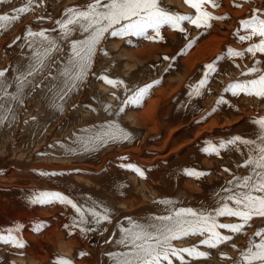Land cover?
<instances>
[{
  "label": "rangeland",
  "instance_id": "1",
  "mask_svg": "<svg viewBox=\"0 0 264 264\" xmlns=\"http://www.w3.org/2000/svg\"><path fill=\"white\" fill-rule=\"evenodd\" d=\"M25 2L26 0H12L11 3L0 4V14H12L13 9L23 7ZM85 3L86 0H37L31 10L26 14H21L20 19L13 23L10 28L0 31V71H4L5 76L9 75L7 78L13 80H16L17 75L25 73L23 68H16L15 63L19 57L24 56V59L29 60V57L34 54L29 45L32 37L28 36L26 29L40 31L58 28V25L54 22L62 18V14L67 8L81 6ZM215 3L219 7L213 8L211 4H206L203 6V10L213 16L225 17L226 19L210 21V28H196L185 21L181 25L185 32L172 30L168 26H164L160 32L162 39L157 38L148 41L135 36L119 38L106 35L94 56L92 70L90 69L88 73L91 76L87 75L86 82L80 84L81 87L79 85L78 90L75 89L77 91L73 90L65 97L70 101L69 103L67 99L62 101L59 99L60 103L58 102V105H64L63 107L67 108L66 110L62 108L61 112L59 111L60 113L58 111L54 113L56 111L53 108H51L52 112L50 108V111L45 109L42 100H38L39 103L34 102L37 100L33 97H35V92L45 83V80L47 81L54 73L59 63H64L68 58L70 53L69 42H60L61 50L59 53L53 54L51 67L46 69L39 77L35 76L36 81L31 77L29 78L32 79L30 80L31 85L28 84L29 86L26 85L23 89L25 91L28 88L27 91L23 92V94H26H22L24 98L20 96V99L23 98L21 99L23 104L19 100L17 122H12L14 125L11 123L10 128H7L9 124L3 123L0 125V235L7 237L9 231H11L12 236L22 241L24 245L23 247H16L12 243H0V253L2 252L0 254V264H54L57 258L70 260L72 264H113L109 253L123 250L117 244V241L121 236L120 229L130 227V220L143 223L158 216L168 215L173 209L179 208L210 211L217 206L216 193L221 192L224 187L230 186L229 181L233 179L235 174L241 176L246 174L245 168H237V165L244 163V156L241 155V151L247 152V148L244 146L240 145V151H237L236 146L226 144V147L220 150L219 155L208 154L204 149L209 144L226 143L236 136L242 138L255 137L257 126L252 121L264 118V99L246 95L239 90L236 95H231L232 92L225 91L233 83H243L256 78L259 74L242 75L255 65L256 60L260 61L259 68L261 72H264V54L257 53L255 57H252L251 54L246 52L251 43L258 42L259 38L254 37L253 41L245 42L238 39L239 35L248 34L239 25V21L250 19L254 9L264 12V0H251V2H245V0H215ZM162 5L176 14L196 15L195 10L186 4L185 0H162ZM260 18L264 19V16H260ZM168 33L173 36L172 39ZM48 34L59 39L57 32L49 31ZM149 35H154V33L150 30ZM78 38L81 37L76 34L71 39ZM207 40H212L210 47H216L217 49L203 47ZM112 45L115 46L114 50H110ZM150 45L170 47L172 51L162 55L156 54V58L150 62H146L145 57H143V61H140L142 58L140 56H134V60L126 56L130 52L140 54L144 51L142 49ZM202 47L205 48L204 52L209 51L206 59L188 70L183 62L185 61L188 64L189 60L187 59L201 50ZM229 48L236 52H244L245 56L243 58L231 57L228 53ZM104 49L105 51H103ZM120 51L124 54V61L126 59L127 64L132 61V65L137 66H132L133 68H141L143 65L153 71L150 77L147 76L141 84L135 86L136 88L133 87L130 94L133 95L135 90L147 85H153V87L149 89L138 105L129 104L126 108L125 112L130 116V119H128V132L123 128H119L125 131L128 137L117 140L108 139L105 144L97 146L96 143H89V139L92 140L95 136L92 134H96L95 137H97V133L101 129H103V133L108 130L106 125L104 124V127L102 124L109 118L106 114H103L104 110L97 98H90L94 89L92 82L94 78L97 82L99 77L108 74L106 70L111 66L113 68L115 63L113 60ZM165 57L168 59H165ZM29 63L32 62H26L25 65ZM98 64H101V66L99 67ZM209 65H213L211 70L208 68ZM104 67L107 69H104ZM113 69L111 70L113 71ZM112 71L110 74H112ZM115 77L117 80L114 79ZM113 79L119 81L118 76H113ZM99 81L102 80L99 79ZM202 81L204 82L203 86L199 87ZM13 82L10 85H14ZM174 83L177 84L174 85ZM38 85H40L39 88ZM167 86L169 87L167 88ZM170 86L172 87L170 88ZM117 90L121 92L119 95L126 94L124 90L122 91L121 86ZM159 90H167L168 92H166L170 93L166 96L160 97L159 94L156 96ZM171 90H176V93L171 95ZM130 94H127V96H131ZM71 97L72 99H70ZM164 97L166 100H163ZM157 100L160 105L157 104ZM221 100L223 103L220 102ZM159 101H162V103ZM96 102L98 104L92 108ZM35 103L40 105H35ZM157 105L160 108L164 107V109L162 108L163 112L160 111L161 113L157 112L159 114L156 115V122L158 121V124H161L163 129L166 128V130H162L160 134H157V124L153 131L150 127L145 128L134 124L135 121L132 115L152 112L157 109ZM94 108H97L98 110H96L99 113ZM44 109L46 111H43ZM79 110H83V113ZM53 113L54 116H52ZM91 113L94 115L97 113L96 117ZM44 115H47L48 118ZM42 117L45 122L48 121L46 122L48 124L44 122L43 127H41L42 132L39 133L40 128H37L36 132L33 130L34 134L24 131V126L27 123L35 122L34 124H37L43 121ZM54 117L56 118L54 119ZM91 117L92 119H90ZM55 120L56 122H54ZM214 120H219L217 122L218 128L213 129L211 133L207 132L200 137H196L197 133L203 132V128L211 126L209 124ZM225 123L226 125H224ZM98 124L100 126H97ZM112 124L113 122H110V125ZM103 127L106 129L105 131ZM83 128L89 130L86 132ZM130 128H135V130L132 132ZM172 129L177 130V132L173 134L168 147L162 150L167 134ZM129 131L132 133H129ZM77 132L79 135H76ZM87 133L92 134L90 136ZM99 134L98 136L102 133ZM87 135L90 136L89 139H87ZM29 139L30 141H27ZM184 143L187 146L182 150L171 153L175 147L183 146ZM160 150L162 151L159 152ZM133 168H139L143 172V176L133 171ZM225 169L230 171H225ZM189 170L203 172L205 175L198 178L188 176L186 172ZM52 173L56 174L52 175ZM79 175L83 178L86 177L87 180L90 178L96 184L100 183L101 187L108 189L115 197L108 199L102 196L99 191L89 188L83 181L74 177ZM154 178L165 180L173 190L170 191L166 187L165 190L159 183H152ZM143 182L150 184L151 189L147 186L143 189L142 185L139 184ZM157 190H159V193H157ZM39 192H58L67 196L78 206L89 208L95 205L98 207L97 211L102 213L104 209H108L110 219L97 225L94 219L86 217L89 220L88 223L74 226V219L78 220V214L71 205L59 202L33 204L31 202L34 198L33 194ZM221 194L223 195V193ZM163 200L172 203L169 205L160 203ZM119 202L126 205L121 208ZM220 222L231 224L239 221L236 218L222 217ZM250 223L251 227L245 229L246 235L236 234L233 240L229 242V244H234L235 247L221 245L217 249H209L202 246L199 250L208 253V259L192 260L186 256V260L189 264H202V262L203 264H235L240 252L246 249L249 238L254 237L256 230L261 227L262 219L254 218ZM81 227L87 229V231L81 232ZM219 231L225 235H232L227 230L221 229ZM201 239L202 237L193 236L173 243L177 248H185L199 244ZM32 248L34 250H31ZM62 249L66 252L64 253ZM81 253L84 255H81ZM26 260L31 262L25 263ZM173 264H179V262L173 259Z\"/></svg>",
  "mask_w": 264,
  "mask_h": 264
},
{
  "label": "snow or ice",
  "instance_id": "2",
  "mask_svg": "<svg viewBox=\"0 0 264 264\" xmlns=\"http://www.w3.org/2000/svg\"><path fill=\"white\" fill-rule=\"evenodd\" d=\"M11 2L12 0H0V4ZM36 2L37 0H26L25 5L13 9L12 14H0V31L10 28L20 19L21 14L29 12ZM245 2H251V0H245ZM185 3L195 10L196 15L176 14L164 7L162 0H86V3L81 6L66 9L62 18L54 22L58 28L40 31L26 29L28 36L32 37L29 45L34 53L31 58L33 63L25 73L17 75L13 82L17 93L22 92L25 86L31 83L30 77L35 78L51 67L53 54L61 50L60 42H69L71 52L63 68L59 69V76L63 78V86L56 95L63 100L69 92L77 89L85 81L94 56L106 35L119 38L135 36L156 40L157 38L162 39L160 32L164 26L185 32V29L181 27L185 21L196 28H210V21L226 19L213 16L203 10L206 4H211L213 8L219 7L215 0H185ZM260 16H264V12L254 9L250 19L239 21V25L248 33L238 36L241 42L253 41L254 37L259 38L258 42L251 43L246 49L252 57H255L257 53L264 54V19ZM150 30L154 35H149ZM49 31L57 32L59 39L50 36ZM76 34L81 38L71 39ZM228 53L231 57L243 58L245 56L244 52H236L230 48ZM165 59L168 58L165 57ZM259 64L260 61L256 60L251 69L242 73L244 76L259 74L256 78L243 83H233L225 91L236 95L239 90L246 95L264 99V72H261ZM208 68L211 70L213 65H209ZM5 75L4 71H0V123L7 120V113L12 111L10 107H5V103L20 100L18 94L9 93L8 88L11 85L5 81ZM99 79L113 87L123 84V81H114L105 76ZM203 83L202 81L199 87H202ZM151 87L153 85L135 90L125 103L138 105ZM220 102L223 103L222 100ZM252 123L257 126L255 137L236 136L226 143L209 144L204 149L208 154L219 155L220 150L224 149L226 144L236 146L237 151H240V145L247 148L246 153L241 151L244 163L237 165V168H245L246 174L243 176L235 174L229 181L230 186L216 193L217 206L210 211H198L192 208L173 209L168 215L152 218L147 223L130 221V227L120 229L121 236L117 241L123 250L109 253L113 264H173V259L179 264H189L186 256L192 260L208 259L209 254L199 250L202 246L209 249H217L221 245L235 247L229 242L236 234L246 235L245 229L251 227L250 222L254 218H261L262 225L256 230L254 237L249 238L246 249L240 252L235 264H264V118L255 119ZM106 128L108 129L106 132L93 138L89 143H96L100 146L108 139L117 140L128 137V134L117 125H107ZM133 171L143 176L139 168H133ZM225 171L230 170L225 169ZM55 174L52 173V175ZM186 174L197 178L205 175L203 172L191 170ZM33 195L34 198L31 201L33 204L59 202L71 205L78 214V220L74 219V226L88 223L89 220L86 217L94 219L97 225L110 219L108 209H104L102 213L97 211L95 205L89 208L78 206L67 196L58 192H39ZM160 203L169 205L172 202L163 200ZM222 217L236 218L239 222L222 223L220 222ZM221 229L227 230L232 235L222 234L219 231ZM86 231L87 229L81 227V232ZM193 236L202 237L199 244L185 248L174 246V241ZM0 243H12L16 247L24 246L22 241L12 236L11 231L7 237L0 235ZM81 255L84 254L81 253ZM54 264H72V262L57 258Z\"/></svg>",
  "mask_w": 264,
  "mask_h": 264
},
{
  "label": "bare ground",
  "instance_id": "3",
  "mask_svg": "<svg viewBox=\"0 0 264 264\" xmlns=\"http://www.w3.org/2000/svg\"><path fill=\"white\" fill-rule=\"evenodd\" d=\"M173 3V2H172ZM175 3V2H174ZM184 5V4H183ZM4 6V5H3ZM2 6V7H3ZM187 6V5H186ZM195 12V11H194ZM1 13V12H0ZM5 14V13H4ZM44 19V18H43ZM24 22V21H23ZM27 24V23H26ZM197 31V30H196ZM19 34V33H18ZM170 33H168V35H169ZM18 37V36H17ZM169 37V36H168ZM170 38L172 39L173 38V36H171V34H170ZM58 39V38H57ZM148 41V40H147ZM106 43V42H105ZM104 43V44H105ZM212 43V40H207L204 44H205V46H203V47H207V48H209V49H213V48H215V49H217L216 47H210V44ZM203 44V45H204ZM62 45V44H61ZM117 45V44H116ZM108 47V46H107ZM202 47V48H203ZM118 48H120V47H118ZM201 48V50H199V51H197L193 56H191L189 59H187V60H189L188 61V64L184 61L183 63L187 66V68H188V70H189V68H193V67H195L196 65H198L200 62H202L203 60H205L206 59V57H207V55H208V53H209V51H206V52H204V49L205 48H203L202 49ZM99 49V48H98ZM115 49V46H111L110 47V50H114ZM121 49V48H120ZM119 49V50H120ZM208 49V50H209ZM122 50H124V49H122ZM126 50V49H125ZM142 50H144L142 53H140V54H136V53H127V57L128 58H130L131 60H134V56H140V57H142L141 58V60L140 61H143V57H145V60H146V62H150L151 60H154L155 58H156V54H160V55H162L163 53H166V52H170V51H172V48H170V47H156V46H152V45H150L149 47H145V49H142ZM103 51H105V49L103 50ZM107 51V50H106ZM127 51H129L128 49H127ZM110 52V51H109ZM115 52V51H114ZM125 52V51H124ZM68 53V52H67ZM116 54V53H115ZM32 55H34V54H32ZM71 55V52L69 53V55H68V57ZM101 55V54H100ZM112 55V54H111ZM114 55V54H113ZM27 57V56H26ZM30 59L28 60V59H24V56H22L21 58L19 57V59L16 61V63H15V67L16 68H23V70H25L24 72H26L27 71V69H28V67L33 63V61H32V56H30L29 57ZM171 58V57H170ZM68 59V58H67ZM67 59H66V61L64 62V63H59V66H57V68L55 69V71H54V73L50 76V78H48L47 79V81L45 80V83L44 84H42V87H40V85H38V88H39V90L37 91V92H35L36 94H35V97H33L34 99L36 98V100L37 101H34V102H38V100H42L41 102H43V106H44V108L45 109H48L49 110V108L51 109V108H53L54 109V111H56V112H54V113H57V111L59 112H61V110H62V108H63V110H66L63 106H59L58 105V102L60 103V101H59V98H58V96L56 95V93H57V91L63 86L62 85V77H60L59 76V69H61V68H63V66H64V64L67 62ZM137 59V58H136ZM3 60V59H2ZM28 60V61H27ZM104 60V59H103ZM102 60V61H103ZM106 60V59H105ZM95 61V60H94ZM113 61H115V63H114V65H115V67H114V65H113V68H112V66L109 68V69H107L106 67H104V69H107L106 71H107V75L105 76V77H108V78H110V79H112V80H114V79H116V77L113 79V76H118V78H119V81H123V84H120V85H117V86H115V87H113V86H111V85H108V84H106L103 80L101 81L103 84L101 85V82L99 81V79H98V81L96 82V78H94L93 79V92H92V96H90V98L91 97H93L94 99L95 98H97V101L98 102H100V104H101V108L104 110V115L106 114L107 115V118H109L107 121H105L102 125H106L107 126V124L109 123V125H110V122H113V124L112 125H117L118 127H120V128H123V129H125L127 132H128V119H130V116L129 115H127L126 114V108L129 106V104L128 103H125V101L127 100V98H128V96H127V94L129 95L130 94V90L133 88V87H135V86H137V85H139V84H141V82L144 80V79H146L147 78V76L148 77H150V74L153 72L150 68H147V67H145V66H143L142 65V67L141 68H133L132 66H134V67H137V66H135V64L134 65H132L133 64V62L132 61H130V62H128V64L125 62L126 61V59H125V61H124V54L120 51V52H118L117 54H116V56H115V60H113ZM136 61H138V60H136ZM26 62H32L31 64L29 63L28 65H25V63ZM132 62V63H131ZM145 62V63H146ZM101 63V62H100ZM108 63V62H107ZM111 63V62H110ZM141 63V62H140ZM241 63V62H240ZM97 64V63H96ZM141 64H143V63H141ZM163 64V63H162ZM182 64V63H181ZM184 64H183V66H184ZM106 65V64H105ZM110 65V64H109ZM145 65V64H144ZM234 65V64H233ZM98 66L100 67L101 66V64H98ZM102 66H103V64H102ZM108 67V66H107ZM225 67V66H224ZM235 67V66H234ZM91 69V68H90ZM101 69V68H100ZM111 69H113V71L111 70ZM195 69V68H194ZM263 69V68H262ZM92 70V69H91ZM230 70V69H229ZM101 71V70H100ZM111 71H112V74L114 73V75H112V74H110L111 73ZM192 71V70H191ZM190 71V72H191ZM231 71V70H230ZM95 72V71H94ZM98 73V72H97ZM156 73V72H155ZM192 73V72H191ZM190 74V73H189ZM90 75V74H89ZM88 75V76H89ZM101 75V74H100ZM100 75H98V76H100ZM110 75H112V77H110ZM190 75H192V74H190ZM9 76V75H8ZM8 76H5V81L6 82H8L9 84H11V82H13V81H15V80H13V79H10V78H7ZM38 77L40 76V75H37ZM91 76V75H90ZM92 76H94V75H92ZM153 77H154V75H152ZM182 76V75H181ZM180 76V77H181ZM232 76V75H231ZM244 76V75H243ZM42 77V76H41ZM53 77H56V79H53ZM179 77V76H178ZM179 77V78H180ZM183 77V76H182ZM233 77V76H232ZM93 78V77H92ZM91 78V79H92ZM88 79V78H87ZM177 79V78H176ZM176 79H175V81H176ZM29 80H32V79H29ZM33 80H35L34 78H33ZM38 80H39V78H38ZM101 80V79H100ZM117 80V79H116ZM186 80V79H185ZM36 81V80H35ZM44 81V80H43ZM42 81V82H43ZM115 81V80H114ZM174 81V80H173ZM181 81V80H180ZM32 82H34V81H32ZM85 82H86V79H85ZM88 82V81H87ZM167 82V81H166ZM178 82V81H177ZM35 83V82H34ZM33 83V84H34ZM90 84V83H89ZM175 84H177V83H174V85ZM29 85H31V83L29 84ZM28 85V86H29ZM84 85V84H83ZM83 85H82V87H83ZM91 86V85H90ZM119 86H121V88H122V91L124 90V92H126V94L125 95H119L121 92L119 91V90H117V88L119 87ZM80 87H81V85H80ZM169 86H167V88H168ZM172 86H170V88H171ZM179 87V86H178ZM177 87V88H178ZM222 87V86H221ZM10 88H11V90H10ZM30 88V87H29ZM136 88V87H135ZM174 89L176 88V87H173ZM180 88V87H179ZM209 88V87H208ZM27 89L28 88H26V90L25 91H27ZM31 89V88H30ZM29 89V90H30ZM164 89V88H163ZM162 89V90H163ZM165 89H166V87H165ZM78 90V89H77ZM77 90H75V91H77ZM180 90V89H179ZM8 91H9V93H12V94H18L19 96H22L23 98H24V96L23 95H25L26 93H24L23 94V92H25V91H22V92H20V93H17V91H16V86H15V84L14 85H11L9 88H8ZM167 91V90H166ZM165 90L164 91H161V90H159V93L157 92V95L156 96H158V94L160 95V97L161 96H163V95H165L166 96V94L167 95H169V93H167ZM29 92V91H28ZM124 92H123V94H124ZM133 92V91H132ZM179 92V91H178ZM70 93V92H69ZM69 93H68V95H69ZM174 93H176V90H171V95L172 94H174ZM23 94V95H22ZM131 96H132V93L130 94ZM231 95H233V94H231ZM73 97H74V95H73ZM130 97V96H129ZM155 97V96H154ZM172 97V96H171ZM197 97V96H196ZM23 98H21V99H23ZM159 98V97H158ZM168 98H169V96H168ZM203 98V97H202ZM21 99H20V101H21ZM65 100L67 99V98H64ZM70 99H72V97L70 98ZM163 99V98H162ZM92 100V99H91ZM154 100V99H153ZM153 100H151V101H153ZM161 100V99H160ZM163 100H166L165 99V97H164V99ZM31 101V100H30ZM62 101V100H61ZM67 101H68V99H67ZM247 101V100H246ZM65 102V101H64ZM63 102V103H64ZM70 101H68V103H69ZM94 103H95V100L93 101ZM157 102V104H159L158 103V100L156 101ZM160 103H162V101H159ZM164 102V101H163ZM252 102V101H251ZM21 103H22V101H21ZM39 103V102H38ZM38 103H35V105H37ZM62 103V102H61ZM66 103V102H65ZM64 103V104H65ZM90 103V102H89ZM243 103H244V101H243ZM23 104V103H22ZM98 103L96 102V104H94L93 106H92V108L93 107H96V105H97ZM19 105H20V103L19 102H17V101H7L6 103H5V107H10L11 109H12V111H11V113H7V116H8V118H7V120H5L3 123H5L6 125H8L9 124V127H7V128H10V126H11V123L13 122V123H15V122H17V119H18V117H17V112L19 111ZM38 105H40V104H38ZM160 105V104H159ZM66 106V105H65ZM89 106V105H88ZM87 106V107H88ZM23 107V106H22ZM40 107V106H39ZM55 107V108H54ZM98 107V106H97ZM160 108V106H158L157 105V109H155V110H153L152 112H148V113H145V114H142V115H138V114H134V115H132L133 116V118H134V124L137 126H140V127H142V126H144L145 128H148V127H150V128H152V131L154 130L153 128H156V127H158V129H157V134H160L161 133V131L162 130H166V128L165 129H163V126L161 125V124H158V121L156 122V119L155 118H157L156 117V115L157 114H159V113H157V112H160V111H162L163 112V110H162V108L164 109V107H162V108H160V110H158L159 108ZM33 108V107H32ZM40 108H43V107H40ZM80 108V107H79ZM78 108V109H79ZM38 109V108H37ZM43 110V111H46V110ZM82 109V108H81ZM95 109V111L97 112V113H99V111H97L98 109L97 108H94ZM97 109V110H96ZM121 109H123V110H121ZM40 110V109H39ZM74 110V109H73ZM175 110V109H174ZM50 111V110H49ZM49 111H47V112H49ZM80 111V110H79ZM78 111V112H79ZM83 111V110H82ZM82 111H80V112H82ZM91 111V110H90ZM169 111V110H168ZM51 112H52V109H51ZM50 112V113H51ZM59 112V113H60ZM78 112H76L77 113V115L78 116H80L79 114H78ZM54 113H53V115L52 116H54ZM73 113V112H72ZM83 113V112H82ZM96 113V114H97ZM134 113H136V112H134ZM161 113V112H160ZM165 113H166V111H165ZM171 113V112H170ZM49 114V113H48ZM47 114V115H48ZM62 114H64V113H62ZM75 114V113H74ZM87 114H88V112H87ZM92 114V113H91ZM96 114L94 115V114H92V115H94L95 117H96ZM100 114H101V112H100ZM130 114V113H129ZM47 115L45 116V117H47ZM82 115V114H81ZM103 115V116H104ZM42 116H43V114H42ZM52 116H50V117H52ZM102 116V115H101ZM100 116V117H101ZM131 116V117H132ZM162 116V115H161ZM166 116V115H165ZM168 116V115H167ZM39 117V116H38ZM62 117V116H61ZM60 117V118H61ZM76 117V116H75ZM74 117V118H75ZM87 117V116H86ZM160 117V116H159ZM40 118V117H39ZM38 118V119H39ZM43 118V117H42ZM48 118V117H47ZM56 117H54V119H55ZM77 118V117H76ZM81 118V117H80ZM85 118V117H84ZM163 118H164V116H163ZM46 119V118H45ZM53 119V120H54ZM85 119H87V118H85ZM90 119H92V117L90 118ZM89 119V120H90ZM94 119H96V118H94ZM106 119V118H105ZM159 119H161V118H159ZM171 119V118H170ZM242 119V118H241ZM41 120V119H40ZM50 120V119H49ZM84 120V119H83ZM88 120V121H89ZM100 120H102V119H100ZM57 121H58V119H57ZM79 121V120H78ZM93 121V120H92ZM160 121V120H159ZM173 121V120H172ZM172 121H170L171 123H172ZM219 121V120H218ZM217 120H214L211 124H209V125H211V126H209V127H206V128H203V132L202 133H197V136L196 137H200V136H202L203 134H205V133H207V132H212V130L213 129H215L217 126H218V124H217V122H218ZM229 121V120H228ZM32 122V121H31ZM44 122H45V120H44V118H43V121L41 122H39V123H37V124H34L35 122H32V123H30V124H28L27 123V125L26 126H24V131L26 132H28V133H33L32 131L33 130H35L34 132H36V130H37V128H40V130H39V133L40 132H42L41 131V127H43V125H44ZM46 122H48V121H46ZM45 122V123H46ZM54 122H56V120L54 121ZM81 122H83V121H81ZM94 122H96L95 120H94ZM101 122H103V121H101ZM133 122V121H132ZM132 122H130V123H132ZM166 122V121H165ZM168 122V121H167ZM179 122V121H178ZM190 122V121H189ZM3 123H0V125L1 124H3ZM12 123V124H13ZM51 123V122H50ZM80 123V122H79ZM97 123H99V124H101L100 122H97ZM96 123V124H97ZM170 123V124H171ZM46 124H48V123H46ZM53 124V123H52ZM97 125V126H100V125ZM157 124V125H156ZM175 124V123H174ZM174 124H173V126H174ZM14 125V124H13ZM12 125V126H13ZM101 125V126H102ZM105 125H104V127H105ZM155 125H156V127H155ZM159 125V126H158ZM164 125V124H163ZM166 125V124H165ZM224 125H226V123L224 124ZM228 125V124H227ZM66 126V125H65ZM56 127V126H55ZM103 127V128H104ZM175 128V127H174ZM184 128V127H183ZM218 128V127H217ZM0 129H1V127H0ZM84 129V128H83ZM99 129H101V128H99ZM131 129V128H130ZM175 129H177V128H175ZM180 129V128H179ZM211 129V130H210ZM7 130V129H6ZM77 130V129H76ZM89 130V129H88ZM88 130H86V129H84V131H88ZM92 130H93V128H92ZM95 130V129H94ZM102 130L103 129H101V130H99V133L101 132V133H103L102 132ZM106 129L104 128V131H105ZM135 130V128H132L130 131H134ZM137 130H139V129H137ZM169 130V129H168ZM182 130V129H181ZM7 131H9V130H7ZM10 131H12V130H10ZM129 131V133H132V132H130ZM38 132V131H37ZM75 132V131H74ZM125 132V131H124ZM146 132H148V131H146ZM175 132H177V130H173L172 129V131H170L168 134H167V137H166V140H165V142H164V147L162 148V150H164L166 147H168V144H169V141L171 140V138H172V136H173V134L175 133ZM79 133H80V131H79ZM79 133L77 132L76 133V135L78 134L79 135ZM84 133V132H83ZM82 133V134H83ZM92 133H93V131H92ZM92 133H90V134H92ZM99 133H97V136H98V134ZM100 133V134H101ZM155 133H156V130H155ZM2 134V133H1ZM8 134V133H7ZM6 134V135H7ZM34 134V133H33ZM81 134V133H80ZM85 134V133H84ZM87 134H89V133H87ZM89 134V135H90ZM99 134V135H100ZM179 134V133H178ZM36 135V134H35ZM38 135V134H37ZM36 135V136H37ZM89 135H87L88 136V138L87 139H89V137L91 136H89ZM92 135H95L96 136V134H92ZM27 136V135H26ZM42 136V135H41ZM82 137H83V135H81ZM80 136V137H81ZM94 136V137H95ZM31 137V136H30ZM29 137V138H30ZM77 137V136H76ZM86 137V136H85ZM93 137V136H92ZM93 137V138H94ZM5 138V137H4ZM27 138V137H26ZM139 138V137H138ZM73 139H74V137H73ZM92 139V138H91ZM23 140V139H22ZM31 140H32V137H31ZM34 140V139H33ZM48 140V139H47ZM78 140V139H77ZM80 140V139H79ZM93 140V139H92ZM27 141H30V139L29 140H27ZM37 141V140H36ZM71 141V140H70ZM73 141V140H72ZM89 141H90V139H89ZM6 142V141H5ZM38 142V141H37ZM76 142V141H75ZM81 142V141H80ZM187 143V142H186ZM39 144V143H38ZM65 145V144H64ZM74 145V144H73ZM76 145V144H75ZM80 146V145H79ZM185 146H187V144L185 145V143H184V145L183 146H178V147H175V148H177V149H173L174 151H171V153H177V152H179L180 150H182ZM70 148H73V147H70ZM117 148V147H116ZM74 149H75V147H74ZM78 149V148H77ZM29 150V149H28ZM60 150V149H59ZM135 150V149H134ZM162 150H160L159 152H161ZM53 151V150H52ZM79 151V150H78ZM132 152V151H131ZM97 154V153H96ZM34 155V154H33ZM122 155V154H121ZM142 155V154H141ZM50 156V155H49ZM53 156V155H52ZM116 156V155H115ZM118 156V155H117ZM119 157V156H118ZM137 157H138V155H137ZM161 157V156H160ZM55 158V157H54ZM109 158V157H108ZM156 159H158V158H156ZM155 160V159H154ZM71 163V162H70ZM142 164V163H141ZM143 165V164H142ZM89 166V165H88ZM87 166V167H88ZM64 168V167H63ZM69 170V169H68ZM67 170V171H68ZM147 171V170H146ZM223 174V173H222ZM147 175H149V174H147ZM150 176V175H149ZM225 176H226V174H225ZM224 176V177H225ZM75 178H77L78 180H80V181H83L84 183H85V185H88L89 186V188L91 187L92 189H96V191H99L100 192V194L102 195V196H104V197H106V198H108V199H110V198H113V197H115V195H112V193L108 190V189H106V188H103V187H101L98 183L96 184V183H94V181L92 182L91 181V179L89 178V180H87L86 179V177L85 178H83V176L81 177L80 175L79 176H74ZM221 177V176H220ZM140 178V177H139ZM141 180V179H140ZM152 183H159L161 186H163L164 187V189H165V187H166V189H169L170 191H172L173 189L171 188V186L170 185H168L167 184V182H165V180L163 181L161 178H154V179H152ZM169 181V180H168ZM30 182H32V181H30ZM34 182H36V181H34ZM172 182V181H171ZM170 182V183H171ZM82 183V182H81ZM137 183V182H136ZM30 184V183H29ZM36 184H38V183H36ZM140 185H142V188L144 189V188H146V186H147V188H149V189H151V186H150V184H148V183H145V182H143V183H139ZM16 185V184H15ZM84 185V186H85ZM139 185V186H140ZM153 185V184H152ZM9 186V185H8ZM21 186V185H20ZM138 186V185H137ZM157 186V185H156ZM86 187V186H85ZM153 187V186H152ZM52 188V187H51ZM54 188V187H53ZM176 188V187H175ZM153 190L155 189V188H152ZM165 189V190H166ZM115 190V189H114ZM160 190V189H159ZM159 190H157V193H159L158 191ZM72 191V190H71ZM143 191V190H142ZM141 191V192H142ZM164 191V190H163ZM180 191V190H179ZM166 192V191H165ZM191 192V191H190ZM97 193V192H96ZM155 193V192H154ZM164 193V192H163ZM167 193V192H166ZM177 193H179V192H177ZM184 193V192H183ZM99 194V193H98ZM156 194V193H155ZM176 194V193H175ZM164 195H165V193H164ZM137 196V195H136ZM189 196V195H188ZM98 197V196H97ZM124 197V196H123ZM202 197V196H201ZM117 198H119V197H117ZM132 199H133V197H132ZM201 199V198H200ZM200 199H198V200H200ZM120 200V199H119ZM158 200V199H157ZM127 201H130V200H127ZM142 201V200H141ZM131 202V201H130ZM106 203V202H105ZM115 203H117V202H115ZM120 203V205H121V208H123L126 204H124V203H122V202H119ZM137 203V202H136ZM142 203V202H141ZM132 204V203H131ZM115 205V204H114ZM209 205H210V203H209ZM208 205V206H209ZM111 206V205H110ZM131 206V205H130ZM133 206V205H132ZM185 206V205H184ZM142 207V206H141ZM98 208V207H97ZM120 208V209H121ZM193 209V208H192ZM195 209V208H194ZM132 211V210H131ZM120 212H121V210H120ZM136 212V211H135ZM130 213V212H129ZM165 213V212H164ZM124 214H125V212H124ZM115 216V215H114ZM113 216V217H114ZM138 220V219H137ZM131 221V220H130ZM112 222V221H111ZM139 222V221H138ZM148 222V221H147ZM147 222H143V223H147ZM120 227V226H119ZM66 229V228H65ZM120 229V228H119ZM61 230V229H60ZM63 230V229H62ZM68 231V230H67ZM60 233V232H59ZM63 234H65V233H63ZM65 235H67V234H65ZM67 239V238H66ZM185 244V243H184ZM12 245V244H11ZM32 247V246H31ZM29 248V247H28ZM61 249V248H60ZM29 250V249H28ZM31 250H34V248H32ZM63 250V249H62ZM65 250H67V249H65ZM69 251V250H68ZM28 252V251H27ZM34 252V251H33ZM63 252H64V250H63ZM66 252V251H65ZM64 252V253H65ZM2 253V252H1ZM0 253V254H1ZM33 254V253H32ZM10 255V254H9ZM12 255H13V253H12ZM26 255V254H25ZM34 255V254H33ZM3 256V255H2ZM5 256V255H4ZM1 257V256H0ZM29 257H30V255H29ZM32 257H34V256H32ZM1 259V258H0ZM22 261V260H21ZM23 261H24V259H23ZM28 260H26L25 261V263L27 262ZM29 262H31V261H29ZM29 262H27V263H29ZM21 263V262H20ZM38 263V262H37ZM201 263V262H200ZM8 264H10V263H8ZM23 264V263H22ZM51 264V263H50ZM202 264H203V262H202Z\"/></svg>",
  "mask_w": 264,
  "mask_h": 264
}]
</instances>
